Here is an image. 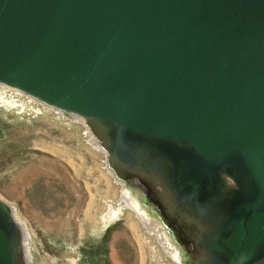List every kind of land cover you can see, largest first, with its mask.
<instances>
[{"label": "water", "instance_id": "water-1", "mask_svg": "<svg viewBox=\"0 0 264 264\" xmlns=\"http://www.w3.org/2000/svg\"><path fill=\"white\" fill-rule=\"evenodd\" d=\"M0 84L82 120L178 264H264V0H0ZM22 239L0 198V264Z\"/></svg>", "mask_w": 264, "mask_h": 264}, {"label": "rangeland", "instance_id": "rangeland-1", "mask_svg": "<svg viewBox=\"0 0 264 264\" xmlns=\"http://www.w3.org/2000/svg\"><path fill=\"white\" fill-rule=\"evenodd\" d=\"M42 105L0 84V198L27 264H178L159 225L124 201L82 120Z\"/></svg>", "mask_w": 264, "mask_h": 264}, {"label": "bare ground", "instance_id": "bare-ground-1", "mask_svg": "<svg viewBox=\"0 0 264 264\" xmlns=\"http://www.w3.org/2000/svg\"><path fill=\"white\" fill-rule=\"evenodd\" d=\"M19 100V99H18ZM28 101H30V100H28ZM27 101V102H28ZM43 106V105H42ZM53 110V109H52ZM60 112V111H59ZM122 192H123V190H122ZM122 198L124 199V201L129 205V206H131L133 209H136L137 207H136V205H133V202L130 200V199H128V196L126 195V192H123V194H122ZM119 201V200H118ZM109 204V203H108ZM110 205V204H109ZM119 206V205H118ZM128 206V207H129ZM117 207V206H116ZM132 208H130L131 210H132ZM109 210L107 211L109 214H110V212H111V210H110V207L108 208ZM112 209V208H111ZM107 210V209H106ZM113 210V209H112ZM117 211V210H116ZM135 212V211H134ZM116 213V212H115ZM115 213H114V215H115ZM140 213V212H139ZM113 214V213H112ZM108 217H110V216H108ZM138 218V217H137ZM146 219V218H145ZM146 223V222H145ZM152 227V226H151ZM153 229V228H152ZM157 230V229H156ZM152 233H153V231H151ZM156 235V234H155ZM159 235V234H158ZM159 239V238H158ZM158 241V240H157ZM171 251H173V250H171ZM173 255H175V253L173 254Z\"/></svg>", "mask_w": 264, "mask_h": 264}, {"label": "clouds", "instance_id": "clouds-1", "mask_svg": "<svg viewBox=\"0 0 264 264\" xmlns=\"http://www.w3.org/2000/svg\"><path fill=\"white\" fill-rule=\"evenodd\" d=\"M221 175L223 176V175H224V173H221ZM230 186H231V187H233V188H236V187H238V185H236V183H235L234 179H232Z\"/></svg>", "mask_w": 264, "mask_h": 264}]
</instances>
